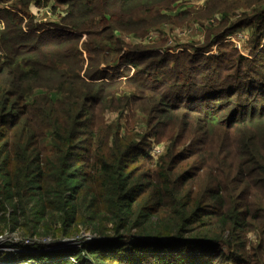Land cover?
Returning a JSON list of instances; mask_svg holds the SVG:
<instances>
[{
	"label": "trees",
	"instance_id": "trees-1",
	"mask_svg": "<svg viewBox=\"0 0 264 264\" xmlns=\"http://www.w3.org/2000/svg\"><path fill=\"white\" fill-rule=\"evenodd\" d=\"M190 23L194 53L121 37ZM6 230L81 248L5 264H264V0H0Z\"/></svg>",
	"mask_w": 264,
	"mask_h": 264
},
{
	"label": "rangeland",
	"instance_id": "rangeland-1",
	"mask_svg": "<svg viewBox=\"0 0 264 264\" xmlns=\"http://www.w3.org/2000/svg\"><path fill=\"white\" fill-rule=\"evenodd\" d=\"M195 3H196L195 1H192L190 4L195 5ZM198 4L201 6L203 4V1L198 2ZM28 12L30 14H35L38 12V9H36L34 5H30V7L28 8ZM43 12L44 11H40L39 13H37V15L40 16V18L38 19H40L44 23L45 21H47V23L50 22L49 20L51 19H54L55 21V17H51L48 12H45V13ZM216 18L218 19L219 16H216ZM166 27H168V31ZM205 32L206 30L201 29L199 25L196 23H190L189 25L184 24L181 26L166 24L162 27L153 28V30L150 33L143 34L142 37L141 36L138 37L132 32L128 34H123L121 37L126 43H129L132 46L136 44H143L147 46H154V45L159 46V47H153L154 51L162 49L165 53L182 52V51L194 53L195 50L198 48L197 46H202L204 44ZM248 33H249L248 30L239 31L236 34H234L236 36H230V37L232 38V42H234L236 45L238 44L240 48V44L241 45L243 44V42L245 41V37L248 35ZM85 37L83 36L81 41H83ZM237 38H239V40L241 41L240 44ZM215 47H216V44L210 47L208 50L209 52L207 54L213 53V51L215 50ZM243 54L246 55V52H243ZM102 67L106 69L112 68L113 64L109 63ZM114 116L116 117V115ZM5 232H10V231L6 230L4 232H1L0 234H3ZM36 238L37 239L49 238L51 242L56 241V240H58L56 241V243L60 242L59 238H55L52 236L39 237V238L36 237ZM248 239L252 243L255 242L254 235L248 236ZM47 253L48 252H45L44 254H47ZM50 255L55 256L54 254H50Z\"/></svg>",
	"mask_w": 264,
	"mask_h": 264
},
{
	"label": "built area",
	"instance_id": "built-area-1",
	"mask_svg": "<svg viewBox=\"0 0 264 264\" xmlns=\"http://www.w3.org/2000/svg\"><path fill=\"white\" fill-rule=\"evenodd\" d=\"M226 40L232 41L230 36L226 37ZM239 48V45L237 44ZM247 54V51H245ZM176 53V52H175ZM245 55V54H244ZM81 238L88 241L90 236L88 234H82ZM59 243L56 241L51 242L49 238L37 239V238H24L19 235L18 232H5L0 234V255L3 254H24V255H38L41 253L58 250L61 248L79 249L80 244L78 241L61 239ZM0 264H5L0 260ZM21 264H33V261L25 259Z\"/></svg>",
	"mask_w": 264,
	"mask_h": 264
}]
</instances>
